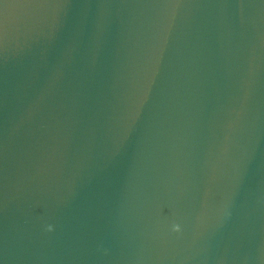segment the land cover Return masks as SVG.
Segmentation results:
<instances>
[{"label":"water","instance_id":"obj_1","mask_svg":"<svg viewBox=\"0 0 264 264\" xmlns=\"http://www.w3.org/2000/svg\"><path fill=\"white\" fill-rule=\"evenodd\" d=\"M0 264H264V0H0Z\"/></svg>","mask_w":264,"mask_h":264},{"label":"clouds","instance_id":"obj_2","mask_svg":"<svg viewBox=\"0 0 264 264\" xmlns=\"http://www.w3.org/2000/svg\"><path fill=\"white\" fill-rule=\"evenodd\" d=\"M50 230H51V229H50ZM176 230H177V231L179 230V226H178V225L176 226Z\"/></svg>","mask_w":264,"mask_h":264}]
</instances>
